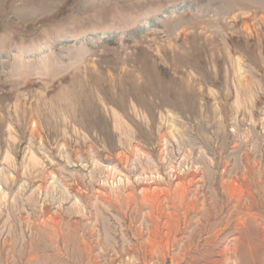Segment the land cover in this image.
<instances>
[{
  "label": "rangeland",
  "instance_id": "obj_1",
  "mask_svg": "<svg viewBox=\"0 0 264 264\" xmlns=\"http://www.w3.org/2000/svg\"><path fill=\"white\" fill-rule=\"evenodd\" d=\"M0 264H264V0H0Z\"/></svg>",
  "mask_w": 264,
  "mask_h": 264
},
{
  "label": "bare ground",
  "instance_id": "obj_2",
  "mask_svg": "<svg viewBox=\"0 0 264 264\" xmlns=\"http://www.w3.org/2000/svg\"><path fill=\"white\" fill-rule=\"evenodd\" d=\"M237 246V245H236ZM237 248V247H236ZM232 251H234V250H232ZM236 252V251H235Z\"/></svg>",
  "mask_w": 264,
  "mask_h": 264
}]
</instances>
